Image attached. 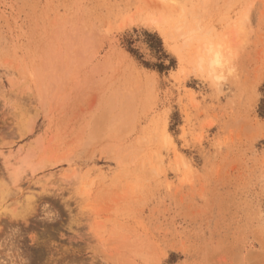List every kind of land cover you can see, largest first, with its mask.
Wrapping results in <instances>:
<instances>
[{"label": "rangeland", "instance_id": "374dc122", "mask_svg": "<svg viewBox=\"0 0 264 264\" xmlns=\"http://www.w3.org/2000/svg\"><path fill=\"white\" fill-rule=\"evenodd\" d=\"M261 99L264 0H0V264H264Z\"/></svg>", "mask_w": 264, "mask_h": 264}, {"label": "bare ground", "instance_id": "6f19581e", "mask_svg": "<svg viewBox=\"0 0 264 264\" xmlns=\"http://www.w3.org/2000/svg\"><path fill=\"white\" fill-rule=\"evenodd\" d=\"M166 36L168 35L166 34ZM202 63H206L209 71L212 73L215 71V67L220 64L219 55L216 52L212 55L204 56L199 54L198 66H201ZM215 73L216 72H214V75L212 73V75L218 78ZM101 120L102 119H99L100 123L103 121ZM0 160L2 166L0 175V223L4 222L5 218H8L9 220V218H12L13 216H19V218L24 219L30 214V212L32 213L37 200L36 196H38L35 192L30 191L31 189L29 191L27 190V192H23V190L20 189L19 178L26 166V160L21 159L14 154L11 155L9 152L5 156L1 157ZM12 204H14V207H12Z\"/></svg>", "mask_w": 264, "mask_h": 264}, {"label": "trees", "instance_id": "16d2710c", "mask_svg": "<svg viewBox=\"0 0 264 264\" xmlns=\"http://www.w3.org/2000/svg\"><path fill=\"white\" fill-rule=\"evenodd\" d=\"M258 112L260 116H264V99H261L259 103Z\"/></svg>", "mask_w": 264, "mask_h": 264}]
</instances>
